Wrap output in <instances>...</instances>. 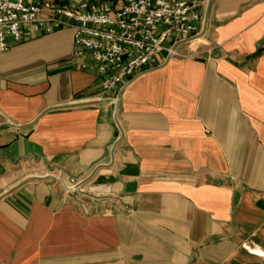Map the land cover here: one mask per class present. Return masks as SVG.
<instances>
[{"label":"crops","instance_id":"1","mask_svg":"<svg viewBox=\"0 0 264 264\" xmlns=\"http://www.w3.org/2000/svg\"><path fill=\"white\" fill-rule=\"evenodd\" d=\"M200 14L113 93L72 29L0 51V264H264V0Z\"/></svg>","mask_w":264,"mask_h":264},{"label":"built area","instance_id":"2","mask_svg":"<svg viewBox=\"0 0 264 264\" xmlns=\"http://www.w3.org/2000/svg\"><path fill=\"white\" fill-rule=\"evenodd\" d=\"M201 6L202 0H0V51L72 29L75 55L89 57L103 90L113 93L159 66L169 45L196 38Z\"/></svg>","mask_w":264,"mask_h":264}]
</instances>
